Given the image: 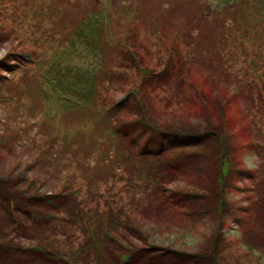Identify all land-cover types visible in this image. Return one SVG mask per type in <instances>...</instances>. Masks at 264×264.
Returning a JSON list of instances; mask_svg holds the SVG:
<instances>
[{
  "label": "rangeland",
  "instance_id": "1",
  "mask_svg": "<svg viewBox=\"0 0 264 264\" xmlns=\"http://www.w3.org/2000/svg\"><path fill=\"white\" fill-rule=\"evenodd\" d=\"M92 21L98 51L76 37ZM55 57L63 74L73 69L87 82L89 103L45 80ZM262 82L264 0H0V264H97L100 224L109 264H264ZM195 90L228 92L224 188L216 182L219 119L210 131ZM123 122L145 150L133 170L113 145V126ZM183 125L193 128L188 138ZM183 153L190 156L159 178L160 188L142 183L159 156ZM43 196L62 203L34 235ZM119 212L131 214L116 232L104 216ZM41 241L66 259L67 251L87 254L50 262L37 252Z\"/></svg>",
  "mask_w": 264,
  "mask_h": 264
},
{
  "label": "trees",
  "instance_id": "2",
  "mask_svg": "<svg viewBox=\"0 0 264 264\" xmlns=\"http://www.w3.org/2000/svg\"><path fill=\"white\" fill-rule=\"evenodd\" d=\"M76 37L79 42H89L90 46L92 47V50L98 51L101 45V39H102L100 30H99V23L97 21H92L86 26L85 30H82L79 33H77ZM9 56L16 57V58L21 57V56L19 57L16 54H9ZM23 57L27 59L31 58L29 54H25V56ZM52 61H53L52 65L54 64L55 65L52 67L51 71L49 70L46 71L47 74L45 75V80H47L50 84H52L53 89L56 90L58 93L69 95L79 102L89 103L90 98L92 97L91 95L92 89L91 90L86 89L87 82L77 80L78 78L77 74L79 72L73 71V69H68L69 72L63 74V72H61L59 69L61 68L62 70V67H61L62 65L58 64L59 68L56 66V63L59 62L58 58L55 57L53 58ZM17 67L18 65L15 66V68ZM171 70L173 71L174 69H171ZM186 78L187 76L183 79L184 84L189 85L190 83L192 86H196L194 81L190 80V82L188 83L189 80L187 81ZM67 79H69L71 82L67 83L66 82ZM66 84H68V87H65ZM262 86L264 87V82H262ZM195 93L200 100L199 101L200 111H202L206 116H208L207 119H208V122H210V127H211L210 131H214V127L212 126V123H211V118L218 117L219 119L220 129L218 130L221 131L222 136H220V148H218L220 150L221 155L218 156V158L216 159V168H217L216 169L217 170L216 171L217 172L216 182L219 188H224L225 182L231 173V164H229V162H227L225 158V156L227 155V147L225 145V142L229 138V132H228L229 129L233 128L229 126L233 121V117L227 113V108L231 105L230 99L228 97V92H226L225 95L220 94L217 98H215V95L213 97V95H210L209 93L205 95V93L204 92L202 93L201 91L196 92L195 90ZM211 97L214 98L215 101H212ZM114 108L115 107L113 106L111 110H113ZM109 112H112V111H109ZM127 124L128 123L126 122L115 123L116 126H113L112 136L116 140H114L115 142H113V145L115 147L116 152H119L120 154H122V158L124 161H125V157H128V159L131 160V162L133 163V166H131V168L133 170L136 166L135 162L136 163L138 162L137 159H140V156L145 152V150L134 148L133 140L130 139L129 136L125 132V128L126 126H128ZM184 129L187 130L186 131L187 135L183 137L188 138L189 137L188 130L193 129V128H188L185 125ZM210 131H206L204 133L215 135L216 137H218L216 133L214 132L212 133ZM223 137H224V140H223ZM123 145H126V146L123 148ZM219 150H218V153H219ZM189 156L190 154H185V153L178 155V157H175V158L162 159V156H159V158H157L154 161L153 166L150 168V171L148 172L142 171L143 173L141 175L142 183L145 184L146 186L151 185L154 188H160L161 186H160V183L158 182L159 178L163 180V177L167 174H169L170 176H173V174L177 172L180 163ZM4 188H5V185H0V189H4ZM72 196L73 194L71 192L69 193V195H67L68 198ZM60 199H61L60 196H56V197L43 196L37 199L38 201H40V206L43 209L40 211V216H37L38 225L32 229L34 235L40 233V227H39L40 222L56 219V215H54V212L56 211L53 207H56L55 205L56 203H60V204L62 203V200ZM33 200H36V199H33ZM212 201L214 205V207L212 208L214 210V214L216 213L219 215L222 209L224 208V201L222 199L221 193L217 194L214 197V199H212ZM20 203L22 206H25L24 202H14L15 205H19ZM24 209H26V207ZM130 214L131 212L129 213L119 212V214L118 213L115 214L117 218L114 217L112 214L105 215L104 218L106 219L105 222H106L107 228H112L113 231L118 232L123 215H126L125 217L130 218ZM89 215L90 214H87L86 216L88 217ZM89 218L92 219L91 216H89ZM20 225L21 224H19V226ZM100 226L102 227V229L100 231L96 230L92 234L93 241L97 245V247L95 245L96 248H94V251H95L94 256L95 258H97V260L95 259L97 264H109L107 263V261H105L104 257L101 254L102 246L100 247L98 244L100 243L99 242L100 239L104 238V236L105 237L107 236L110 238V235L105 234L104 231H107V229H104L103 224H100ZM40 243L38 245L37 252H39L42 255H46V258L50 262L69 263L68 261H77V259H79L81 256L84 257V254H87L86 249H78L76 252L67 251L68 253L65 252L64 254L68 256V258L70 259L69 260V259H66L63 255L59 256L58 254L54 253L52 251L53 246L50 243H47V242L44 243V241L43 242L41 241ZM42 244H45V246H42ZM11 260L13 259L11 258ZM0 262L5 263V261L3 260H0ZM14 262H20V264H26V261L24 259L22 260L14 259Z\"/></svg>",
  "mask_w": 264,
  "mask_h": 264
}]
</instances>
